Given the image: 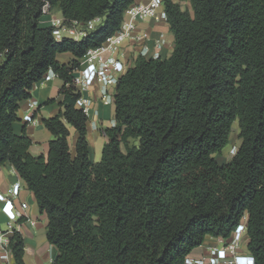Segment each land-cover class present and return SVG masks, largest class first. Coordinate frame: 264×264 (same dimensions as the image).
Segmentation results:
<instances>
[{
  "label": "trees",
  "instance_id": "trees-1",
  "mask_svg": "<svg viewBox=\"0 0 264 264\" xmlns=\"http://www.w3.org/2000/svg\"><path fill=\"white\" fill-rule=\"evenodd\" d=\"M165 0L175 37L168 58L140 56L116 86V125L98 162L73 84L81 59L116 33L136 0H0V163H10L48 215L52 264H187L209 237L228 240L247 214V251L264 264V0ZM100 22L81 40L53 35L43 11ZM73 58L62 63L58 54ZM49 70L63 110L44 118L48 156L18 134L21 103ZM238 122L242 139L219 164ZM78 137L75 153L70 131ZM13 264L26 239L10 236Z\"/></svg>",
  "mask_w": 264,
  "mask_h": 264
},
{
  "label": "crops",
  "instance_id": "crops-1",
  "mask_svg": "<svg viewBox=\"0 0 264 264\" xmlns=\"http://www.w3.org/2000/svg\"><path fill=\"white\" fill-rule=\"evenodd\" d=\"M136 1L139 2L142 0ZM50 15L47 20L50 25H52L53 19L63 18L62 14L60 17ZM138 25L139 30L146 34L147 42L150 46V55L145 58H153L151 55L157 51L161 53L162 58H168L172 55L175 47V37L170 30V24L167 20L158 21L155 18H149L139 21ZM163 35L165 37V42L158 48L156 47V42ZM117 55L120 58V63L114 71L119 79L140 57V47L133 44L131 41L125 42ZM72 58L73 54L70 52L58 54V59L62 63H68ZM46 75L33 88L32 97L21 103L18 111L19 120L14 124L15 131L18 134H21L23 128L26 127L27 134L32 139L30 152L35 156L41 154L48 156L50 140L53 138L52 133L44 124V118L53 117L63 110L60 89L64 81L59 76L47 77ZM116 84L117 82L115 83V89ZM100 89L101 84L96 82L84 93L86 97L93 99V104L91 106L92 119L98 122L97 128L92 127L90 122H88L87 136L91 159L94 162L101 160L103 147L109 139L103 131L106 128L113 127V122L116 121V105L115 103L113 105L103 104L99 99ZM32 99L38 102L37 107L34 109L29 107V102ZM67 126L70 131L68 137L70 149L75 153L78 134L75 127L70 124H67ZM17 182L21 184V188L18 196L14 198L15 205L19 206L20 203L26 202L29 205L27 212L31 218V220L22 218L19 221V227L17 225V229H19L26 239L25 262L26 264H46L47 262L52 264V261L58 254V250L56 246L52 245L47 239V213L40 211L34 192L29 189L26 181L20 176L14 166L8 162L0 163V190L5 193ZM2 206L3 202L0 201V226L5 229L7 227L8 218L3 213ZM212 243H216V238L208 236L201 246L195 248L191 252V255L200 256V253L204 251L203 246L205 245L207 248V246ZM200 248H202L201 252L195 255V250ZM4 249L5 248L0 244V256L4 252ZM0 264H13V256L9 263L4 262L0 258Z\"/></svg>",
  "mask_w": 264,
  "mask_h": 264
},
{
  "label": "built area",
  "instance_id": "built-area-1",
  "mask_svg": "<svg viewBox=\"0 0 264 264\" xmlns=\"http://www.w3.org/2000/svg\"><path fill=\"white\" fill-rule=\"evenodd\" d=\"M165 0H142L131 5L126 11L120 29L109 36L106 41L97 48H91L81 59L80 67L75 71L73 84L76 86L80 96L76 101V106L83 110L88 116L92 127L97 128V120L92 119L91 106L93 99L86 97L84 93L89 90L96 82L101 84L100 101L105 105H113L115 103V83L118 84V75L114 71L120 63L117 55L125 42L131 41L140 47V56L148 57L150 54V46L147 42V36L139 30V21L149 18H155L158 21L167 20V12L164 5ZM183 6L189 3V0H174ZM43 11L49 13L50 5L46 4ZM100 22L99 19L90 21L86 27L79 25V22L73 21L71 24L65 22L63 18H56L52 21L53 35L56 40L63 38H73L81 40L90 30H93ZM165 37L161 36L156 42V47L164 44ZM153 58L161 57L159 51L151 55ZM47 77L58 76L53 70H49ZM116 84V86H117ZM38 105L37 100L32 99L29 107L32 109ZM116 121L113 122V126ZM21 188L19 182L15 183L7 192L0 190V201L3 202L2 211L7 216V227L3 229L0 226V244L5 248L0 258L4 262L9 263L12 257L10 248V236L17 230V225L22 218L31 220L27 209L29 205L26 202L15 205L14 198L18 196ZM19 227V225H18ZM247 237V214L242 218L237 228L234 230L230 239L217 237L216 243L208 247V255L191 256L186 258L187 264H222L224 261L229 264H253L250 259L249 251H243L241 246ZM215 238V237H213ZM248 238V237H247ZM222 244V247L219 246ZM247 248V245H246ZM224 260V261H222Z\"/></svg>",
  "mask_w": 264,
  "mask_h": 264
},
{
  "label": "rangeland",
  "instance_id": "rangeland-1",
  "mask_svg": "<svg viewBox=\"0 0 264 264\" xmlns=\"http://www.w3.org/2000/svg\"><path fill=\"white\" fill-rule=\"evenodd\" d=\"M183 8H191L190 3H187V4L185 3L183 5ZM47 14H49V15L52 14V15H54L56 17H60V15H61V13L56 8L50 9L49 13H47ZM52 15H50V16H52ZM239 132H240V128L238 126V122H236L233 125L232 133L230 135V142H229V144L222 150V152L220 154H214V156H215V158H216V160H217V162L219 164H226V163H229L230 161H232L233 156H234L233 153L236 152L233 149V147L236 146L238 148L240 146L241 142H242V139L238 136L239 135ZM100 158H99V160H100ZM244 240H245V242L241 246V249L243 251H247L246 245H247L248 238L245 237ZM212 244H209L207 246V248L204 245L203 246L204 251L201 252L202 248H200V249L195 250L194 254L196 255L197 253H200L201 252L200 255H208V253H209L208 252V250H209L208 247L211 246ZM219 246L222 247V244L219 243ZM46 264H49V263L47 262Z\"/></svg>",
  "mask_w": 264,
  "mask_h": 264
},
{
  "label": "clouds",
  "instance_id": "clouds-1",
  "mask_svg": "<svg viewBox=\"0 0 264 264\" xmlns=\"http://www.w3.org/2000/svg\"><path fill=\"white\" fill-rule=\"evenodd\" d=\"M183 7V6H182ZM233 149L237 152V150H238V148L236 147V146H234L233 147ZM236 152L235 153H233V155H235L236 154ZM250 253V252H249ZM250 259H251V261H252V263L253 264H255V257L253 256V254L252 253H250ZM222 261H224V260H222ZM222 264H229L228 262H226V261H224V263H222Z\"/></svg>",
  "mask_w": 264,
  "mask_h": 264
}]
</instances>
